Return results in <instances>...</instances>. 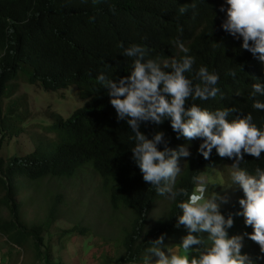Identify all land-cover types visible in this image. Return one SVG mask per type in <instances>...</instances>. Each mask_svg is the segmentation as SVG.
Returning a JSON list of instances; mask_svg holds the SVG:
<instances>
[{"label":"clouds","instance_id":"clouds-1","mask_svg":"<svg viewBox=\"0 0 264 264\" xmlns=\"http://www.w3.org/2000/svg\"><path fill=\"white\" fill-rule=\"evenodd\" d=\"M200 1L179 9L183 22L193 25L187 39L176 37L154 58L145 45L121 43L122 56L131 60L128 74L96 76L116 122L132 133L131 160L156 193L152 212L161 198L178 209V237L161 234L148 241L139 264H264V167H241L264 156V114L255 121L233 107L239 99L264 112V0H219L217 9L207 6V18ZM191 46L196 54L218 59V70L195 66ZM165 122V132L141 131ZM199 156L206 162H198ZM192 164L196 175L188 190L178 183ZM122 211L132 221L131 211ZM149 220L147 230L162 219L148 228ZM83 228V236L90 234ZM123 242L124 237L118 245Z\"/></svg>","mask_w":264,"mask_h":264},{"label":"trees","instance_id":"trees-1","mask_svg":"<svg viewBox=\"0 0 264 264\" xmlns=\"http://www.w3.org/2000/svg\"><path fill=\"white\" fill-rule=\"evenodd\" d=\"M188 1L192 0H0V123L1 103L11 94L8 85L20 72L30 84L41 85L47 92L75 87L84 102L69 118H60L49 128L54 136L50 145L6 162L0 157V204L10 213L9 221L1 224L0 220V232L9 241L22 245L26 235L32 236L37 254L42 256L43 235L55 224L63 201V196L55 200L44 223L26 227L16 200V178L21 176L33 182L50 176L72 179L89 167L102 178L112 208H124L132 214L124 236V254L116 259V264H139L148 241L161 234L178 237L181 230L174 227L178 215L174 204L166 219L147 230L156 193L132 162V133L124 122H116L107 90L97 83L96 76L103 72L116 79L128 74L131 60L122 56L121 43L125 48L131 44L145 45L148 58H154L172 47L171 41L176 37L187 39L193 25L183 22L179 9ZM198 4L203 18H207V6L217 9L219 0ZM190 49L196 58L195 66L218 70V59L196 54L194 46ZM229 68L238 70L233 64ZM233 107L250 112L255 121L264 114L239 99ZM167 125L165 122L159 128L142 126L141 131L165 132ZM202 161L206 162L199 156L198 162ZM256 166L264 167V156L259 161L253 157L241 165L250 171ZM193 168L194 164L187 167L178 186L191 190L196 175ZM78 232L84 235L87 229ZM49 253L50 250L46 262L54 264Z\"/></svg>","mask_w":264,"mask_h":264},{"label":"rangeland","instance_id":"rangeland-1","mask_svg":"<svg viewBox=\"0 0 264 264\" xmlns=\"http://www.w3.org/2000/svg\"><path fill=\"white\" fill-rule=\"evenodd\" d=\"M7 91L11 94L1 103L3 120L0 123V157L5 162L50 145L54 136L49 128L84 105L75 87L47 92L41 85L28 83L22 72L8 85ZM196 144L192 142L193 147ZM228 171L226 168V175ZM52 177L35 182L21 176L14 180L16 200L26 227L44 223L55 200L63 196V201L59 204L56 223L43 235L41 257L32 236L26 235L24 243L16 244L14 249L12 242L0 234V257L5 264H45L48 250L54 264H116L124 252L118 244L129 229L130 214L112 208L102 178L90 167L72 179ZM228 190L233 189H227L226 193ZM170 205L163 198L157 202L148 228L167 217ZM0 220L1 224L10 220L7 207L1 204ZM83 227L90 234L83 236L77 232Z\"/></svg>","mask_w":264,"mask_h":264},{"label":"built area","instance_id":"built-area-1","mask_svg":"<svg viewBox=\"0 0 264 264\" xmlns=\"http://www.w3.org/2000/svg\"><path fill=\"white\" fill-rule=\"evenodd\" d=\"M0 264H2V260H0Z\"/></svg>","mask_w":264,"mask_h":264}]
</instances>
